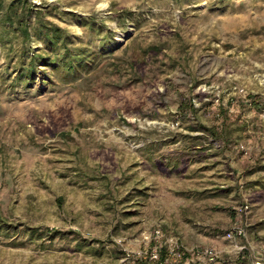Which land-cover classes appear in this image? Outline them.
I'll use <instances>...</instances> for the list:
<instances>
[{
    "label": "rangeland",
    "instance_id": "obj_1",
    "mask_svg": "<svg viewBox=\"0 0 264 264\" xmlns=\"http://www.w3.org/2000/svg\"><path fill=\"white\" fill-rule=\"evenodd\" d=\"M206 247L263 261L264 0H0V264Z\"/></svg>",
    "mask_w": 264,
    "mask_h": 264
},
{
    "label": "built area",
    "instance_id": "obj_2",
    "mask_svg": "<svg viewBox=\"0 0 264 264\" xmlns=\"http://www.w3.org/2000/svg\"><path fill=\"white\" fill-rule=\"evenodd\" d=\"M244 208H248L247 205L244 206ZM245 230L242 227H235L234 229L230 230L226 234V239L229 241H233L236 239V237H244L245 236ZM142 241L149 244L152 241H156V244H154L153 247H150L148 249H145L144 251L138 252L136 255L138 257L142 258H148L152 261H160L161 257L164 253V251H167L168 254L181 257L178 249H179V243L178 241H174V239H170L167 243H163V233L161 229H155L152 232H145L142 235ZM202 257H204L207 261L205 264H212L216 261L217 255L213 248L206 247L204 249H199L197 251ZM263 261H257V264H264V249L261 250ZM129 255V254H128Z\"/></svg>",
    "mask_w": 264,
    "mask_h": 264
},
{
    "label": "trees",
    "instance_id": "obj_3",
    "mask_svg": "<svg viewBox=\"0 0 264 264\" xmlns=\"http://www.w3.org/2000/svg\"><path fill=\"white\" fill-rule=\"evenodd\" d=\"M25 30H27V29L25 28ZM46 36H47V38H48L51 42H54V43H53L54 46H58V45H59L60 41H57V39H58L59 37H56L55 35H54V36H53V35H50L49 30L47 31ZM54 38L56 39V41H54ZM52 40H53V41H52ZM52 53H54V51H52ZM66 55H67V57H66ZM66 55H64L63 58H60L59 56H57L55 59H52L51 57H44V56L42 57V55L34 54V55H32V56L30 57V59H31L30 70L33 69V67H34V64H33V63L36 61V59H37V58H40V60L43 59L42 62L46 63L47 65H49L50 67H53V68H54L55 64L57 63V61L63 60L62 62L65 63V64H64V67L70 69V71H71V70H73V69L75 68L74 63H79L80 60H79L78 54H76V55L74 54V55H73L74 57H70L71 53H66ZM49 56H51V55H49ZM68 56H69V57H68ZM48 58H49V59H48ZM50 58H51V59H50ZM32 71H33V70H32ZM180 96H183V95H180ZM192 108H193V107H192ZM191 128H192L193 130H195V129H199V128L204 129L203 127H199V126H193V127H191ZM204 130H205V129H204ZM10 228H13V227H10ZM26 232H27L26 234H30L33 238L35 237V238H37V239L43 238V237H45L46 235H48V236L51 237V238H55L56 236H60V235H59V234H60L59 231H54V232H52V233H49V232H48V233H43V231H40V232H39L38 229H29V230H27Z\"/></svg>",
    "mask_w": 264,
    "mask_h": 264
}]
</instances>
